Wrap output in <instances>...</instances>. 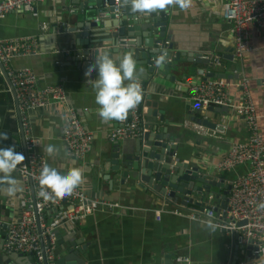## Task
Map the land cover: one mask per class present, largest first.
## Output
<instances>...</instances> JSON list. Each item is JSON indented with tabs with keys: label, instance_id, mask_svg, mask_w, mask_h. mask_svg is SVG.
<instances>
[{
	"label": "crops",
	"instance_id": "crops-1",
	"mask_svg": "<svg viewBox=\"0 0 264 264\" xmlns=\"http://www.w3.org/2000/svg\"><path fill=\"white\" fill-rule=\"evenodd\" d=\"M222 3L223 0H193L187 11H181L178 6L165 10L168 17L164 39L172 46L170 56H174L176 51L188 55L201 54L203 58H209L212 65L177 61V68L151 72L146 65L136 64L139 80L145 86L143 123L158 121L163 114L167 123L159 124L166 127L173 138L175 158L184 162H192L194 155L199 154L207 159L204 161L207 165L213 164L226 153L231 142L244 141L248 135L238 118H229L225 133L219 137L197 135L185 126V122L202 120L204 117L211 124H217L222 117L219 112L209 108L202 110L189 98L188 81L198 80L202 75L196 70L202 69L204 73L223 72L228 78H238L243 74L248 79L264 135V28L251 25L248 30L251 50L242 57L233 56L232 24L222 16ZM90 5L95 8L94 4ZM80 13L76 0H43L36 3L32 11L9 12L0 19V37L32 35L38 41L36 52L14 56L10 65L14 68L31 67L37 75L38 87L62 86L68 103L76 109L93 134L91 148L83 158L67 156L62 139V106L52 103L29 111L36 151L44 156L50 166L62 172L70 167L81 168L85 179L80 186L88 196L118 202L122 206L114 210H98L72 222H60L54 228L57 257L76 242L83 249L81 257L85 264H165L167 260L170 264H184L179 261L182 256H188L191 264H228L232 259L231 232L218 227L214 232L210 231L204 221L189 218L186 215L189 209L186 208H182V215L170 213L168 208L176 206L172 204L175 201L167 202L149 189L142 188L137 180L126 179L122 183L120 174L110 169L108 160L115 142L108 140V133L125 120L105 123L100 118V106L95 102L92 86L97 76L92 77V72L85 75L86 70L82 69L84 59L77 52L89 46L110 43L113 37L109 33L116 28H107L110 24L108 15L102 16L97 25L88 27L87 19ZM96 13L92 11V15ZM122 13L130 16L136 14L135 19L144 28L151 17L158 14L155 12L145 16L132 13L130 7H123ZM42 24L47 28L42 29ZM83 31L88 32L86 39L81 34ZM85 40L90 43L86 45ZM225 55L228 58L223 57ZM116 56L118 54L113 53V57ZM216 58L220 59V65L214 61ZM229 91L238 93L235 87H230ZM148 98L152 106L147 105ZM156 109L157 117L150 114ZM18 116L16 98L0 67V132L8 133V139H0V148L14 145L17 152L22 148ZM133 140L124 138L116 141L121 145L120 152L125 153L123 149L132 150L130 145ZM49 144L59 148V153L48 156L44 148ZM247 169L248 165L241 164L229 171L212 170V173L218 180L229 183ZM11 175L19 181V190L12 196L0 192V227L2 222L18 218L26 199L33 195L29 181L23 180L17 172ZM180 200L179 197L177 202ZM210 202L213 204V201L206 200V204ZM192 205L198 206L189 203L187 208ZM158 208L162 210L160 217L156 218L155 210ZM55 212L54 208L46 210V220L52 222ZM4 237L5 233L0 234V244H3ZM241 254L239 251L237 256ZM255 262L264 264V255L255 257Z\"/></svg>",
	"mask_w": 264,
	"mask_h": 264
},
{
	"label": "built area",
	"instance_id": "built-area-1",
	"mask_svg": "<svg viewBox=\"0 0 264 264\" xmlns=\"http://www.w3.org/2000/svg\"><path fill=\"white\" fill-rule=\"evenodd\" d=\"M42 1L0 0V19L9 12L32 11L35 4ZM101 3L99 6L90 3L94 4L95 8L90 4L87 6V10L91 12L89 16L92 15V11L97 12L92 15L95 22H99L102 16L110 15L106 11L109 6H112L115 18H118L123 10L121 0H102ZM221 13L232 24L233 56L242 57L251 50L248 39L250 26L264 28V0H223ZM41 28L46 29L47 26L42 24ZM168 44L164 42L165 47ZM37 49L38 41L32 35L0 37V65L2 72L14 88L24 137V147L18 152L25 156V160L13 172H17L23 180L29 181L33 191L32 197L26 199L19 217L2 222L1 225L5 227L2 248L6 252L30 254L34 264H44V259L47 264H53L57 258L54 228L60 222H72L92 215L98 210H114L122 206L118 202L88 196L81 186L62 199L45 201L39 195L41 190L39 173L46 159L36 151V140L31 133L29 111L52 103L62 106L64 114L62 139L66 155L69 157L83 158L91 148L93 134L84 125L76 109L68 103L66 91L62 86L38 87L37 75L31 67L14 68L10 65L14 56L32 54ZM219 60V58L214 60L217 65H220ZM204 74L198 77V80L188 81L189 98L202 110L208 109L209 106H218L227 108V111L219 112L222 117L214 127L203 124L200 119L185 122V126L197 135L219 137L226 131L227 120L238 118L243 122L248 135L244 141L231 142L226 153L213 164L207 165L204 162L207 159L199 154L194 155L192 162L198 165L200 171L216 179L218 177L212 173V170L229 171L241 164L248 165V169L229 181L226 206L221 207L218 212H215L213 207L200 209L199 205L187 208L189 203H193L188 198L181 202H173L172 204L176 206L168 210L170 213L182 215V208H186L189 209V213L186 214L189 218L204 222L208 218H213L220 230L236 232L239 243L253 240V245L258 248L255 252L259 258L264 255V209L257 208L258 204L264 202V135L259 123V114L248 79L243 74L238 78L205 76ZM139 82L143 88L142 102L128 113L127 120L122 125L109 131L107 138L110 142L138 137L145 130L143 126L145 86L141 80ZM230 87H235L238 93L232 94L229 91ZM51 208H54L56 212L53 215V221L49 222L46 220L45 212ZM161 210L162 208L155 210L156 218L160 217ZM179 261L191 264L188 256L180 257Z\"/></svg>",
	"mask_w": 264,
	"mask_h": 264
},
{
	"label": "water",
	"instance_id": "water-1",
	"mask_svg": "<svg viewBox=\"0 0 264 264\" xmlns=\"http://www.w3.org/2000/svg\"><path fill=\"white\" fill-rule=\"evenodd\" d=\"M76 1L81 10L80 14H82L83 17L85 16L88 21V27L97 25L98 22L93 21L92 16H89L91 12L87 10V6L90 3L99 6L102 4V0ZM106 11L110 13L107 17L110 21L107 28H116L114 32L109 33L110 36L113 37V40L110 43L100 46H89L77 52V55L82 56L84 59L82 63V69L84 70H86L90 64H93L96 55L103 51H107L111 56H113V53L119 56L130 51L134 55L136 64L146 65L147 70L151 72L160 71L161 69L170 70L171 68H177L178 62H203L211 65L213 64L209 58H203L201 54L197 55L193 53L188 55L187 53L176 51L174 56H170L169 51L172 50V46L169 43L167 47V62L163 67L158 68L155 65V58L160 51L166 50L164 46V37L168 16H166L165 10L159 11L157 15L151 17V21L145 28L135 19L136 14L130 16L122 13L118 18H115L112 13V6H109ZM75 14H77V12ZM81 34L86 39L88 32L83 31ZM123 38L128 40H122ZM88 43L90 42L85 40V44L87 45ZM223 57L228 58L227 55ZM196 71L198 74L204 73L202 69ZM3 74L5 75L4 72ZM91 75L92 77L93 75L97 76V73L92 71ZM204 75L227 76L223 72L216 73L214 71L205 72ZM171 77L175 78L174 75ZM6 79L10 91L15 96L14 88L10 84L9 79L7 77ZM149 101H151L150 98H148L146 102L147 105L152 106ZM208 108L215 112L227 111L225 107L209 106ZM157 113V109L154 110L153 113L150 112V114H153L155 117H157ZM161 113L162 112H160V114ZM125 120H127V118ZM160 122L167 123L163 119V114L158 117V121L156 120L155 122L143 124L145 130L138 137L134 138L130 145L132 150L123 149L125 153L123 151L120 152L121 145L117 142L113 143L112 149L114 150L110 153V159L108 160L110 169L120 174L122 183H124L126 179L137 180L142 188L149 189L169 203L173 201L177 202L179 197L181 200L188 198L193 203L199 205L200 209L204 207H213L214 211L218 212L221 207L226 206V196L230 185L224 180H217L207 175L205 172L200 171L196 163L188 160L184 162L176 159V146L172 143L173 138L166 130V127L160 126ZM201 122L208 126L215 125V123L211 124L207 119H202ZM20 134L23 138L22 147H24V137L21 126ZM217 189L219 190L217 191ZM205 199L213 201V204H211V202L206 204ZM0 228L4 230V232L0 230V234L5 233L4 225H1ZM230 232L232 237V244L230 246L232 259H230L228 264H256L254 256L257 255L255 251L258 248L253 245V240L249 239L247 243H239L238 234L233 231ZM2 246L3 245L0 244V264H34L30 254L24 255L19 252H6L3 250ZM82 251L83 249L74 242L71 248H68L59 258L57 257L53 261V264H85L84 259L81 257ZM239 251H241L242 254L238 257L237 254ZM256 257H258V255ZM44 264H47L46 259H44ZM165 264H170L169 260H167Z\"/></svg>",
	"mask_w": 264,
	"mask_h": 264
},
{
	"label": "clouds",
	"instance_id": "clouds-1",
	"mask_svg": "<svg viewBox=\"0 0 264 264\" xmlns=\"http://www.w3.org/2000/svg\"><path fill=\"white\" fill-rule=\"evenodd\" d=\"M193 0H121L123 7H130L132 13L151 15L164 11L170 6H178L181 11H187L192 6ZM167 51L162 50L155 58L158 68L167 62ZM92 71L97 73V78L92 82L95 92V102L100 107L98 115L107 123L115 120L123 122L128 113L135 109L143 99V88L139 82L136 60L132 52L113 57L107 51L99 52L93 64H90L85 75ZM0 139H8L7 132H0ZM48 156L59 153L60 149L49 144L44 148ZM25 160V156L15 151V146L0 148V192L12 196L18 190L19 181L11 174L18 165ZM83 170L78 167H70L62 172L44 162L39 173L41 190L39 195L45 200L62 199L70 195L84 182ZM258 209H264V202L257 205ZM210 231L217 228L213 218L205 222Z\"/></svg>",
	"mask_w": 264,
	"mask_h": 264
}]
</instances>
